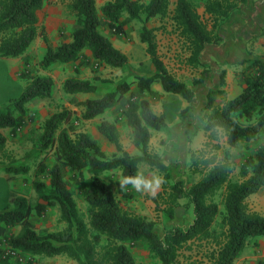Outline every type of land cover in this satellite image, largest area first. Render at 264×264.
Returning a JSON list of instances; mask_svg holds the SVG:
<instances>
[{"label": "trees", "instance_id": "1", "mask_svg": "<svg viewBox=\"0 0 264 264\" xmlns=\"http://www.w3.org/2000/svg\"><path fill=\"white\" fill-rule=\"evenodd\" d=\"M48 1L0 0V58L23 56L41 36L39 12ZM202 1L210 23L203 20L192 0H177L173 13V22L188 44L189 63L193 67L203 66L201 56L208 46L222 44L224 38L219 30L248 2ZM169 7L170 0H110L99 11L96 0H71V10L76 16L72 40L54 46L43 34L46 52L41 68L47 70L55 64L76 62L82 66L92 58L112 69H124L128 65V57L101 32L100 16L105 18L115 34L123 35L130 22L141 20L142 16L146 22L165 18ZM141 40L147 45L155 71L148 76H138L131 83L120 84L102 97L80 102L84 108L82 120L90 121L127 97L124 116L133 130V145L139 154L132 155L123 149L115 123L103 121L98 126L100 136L119 153L109 157L90 134L80 132L72 137L61 131L63 125L71 123V110L63 109L51 114L44 122L40 137V149L52 150L56 157L52 168L42 167L40 170L49 176V192L44 183L35 181L34 187L41 201L36 207H32L26 197L19 196L0 212V237L6 238L12 249L33 257L66 255L77 264H137L130 246L143 242L160 264H186L179 260L182 249L195 242L207 241L214 247L208 252V264H235L252 239L264 238V215L251 211L248 206V199L264 188V146L257 150L255 157L247 158L243 165L246 177L242 181L231 180V162L228 158H218L216 154L223 148L222 139L229 147L237 148L242 143L255 141L264 131V61L243 59L238 62L237 66L241 68L238 72L244 82L243 91L217 106L216 98L226 94L227 72H221L219 87L208 92L207 102L201 109L207 141L199 150L189 149L190 162L186 172L188 176L198 175L199 179L175 181L162 158L150 151L152 133L166 129L165 116L157 115L150 101L140 96L152 94L153 85L159 83L165 93L180 96L190 103L194 91L172 75L160 59L154 29L143 27ZM84 51L89 55L83 54ZM204 79L197 80L195 85L202 84ZM55 85V80L49 75L34 76L19 97L11 99L8 107L0 109V152L7 144L1 130L21 128L27 120V105L51 98ZM131 86H135L138 93L133 92ZM98 89L89 80L73 77L67 78L62 85L63 92L69 95L94 94ZM61 164L71 172L81 174L86 170L90 174V187L84 192L88 221L78 210ZM141 164H147L162 175V192L151 197L156 207L161 209L164 205L162 211L171 219L180 200L186 199L193 207L194 218L190 226L174 227L160 236L155 231L154 221L121 206L111 184L102 174L119 171L122 179L119 193L130 197L126 189L135 185L130 180L124 181L137 178ZM26 171L28 169L15 167L9 170L15 174ZM220 194L221 204L216 199ZM54 206H59L61 220L66 227L46 235L38 234L29 222L33 211L43 214ZM219 216L222 232L215 234L213 226ZM14 226L24 227V232L7 236L6 229ZM2 253L0 250L1 264H12Z\"/></svg>", "mask_w": 264, "mask_h": 264}, {"label": "rangeland", "instance_id": "2", "mask_svg": "<svg viewBox=\"0 0 264 264\" xmlns=\"http://www.w3.org/2000/svg\"><path fill=\"white\" fill-rule=\"evenodd\" d=\"M110 0H96L97 8H101ZM148 2L149 0H143ZM198 8L203 20L209 22L208 16L204 13L202 0H192ZM252 0L241 6L239 10L219 30L224 40L221 45L208 46L201 56L203 66L193 67L189 63L190 52L188 44L183 40L173 22V13L177 0H170L169 13L165 18H158L146 22L145 16L141 20H134L125 27L123 35H117L109 27L105 18L101 15L102 25L100 30L108 36L114 45L121 47V51L128 57V65L124 69H112L99 61L90 58L84 65L79 66L78 62L71 64H55L47 70L41 68V61L46 52V44L43 34L48 36L54 46H58L72 40V33L76 28V16L71 10V0H49L48 4L39 12L40 34L30 49L18 58H0V109L6 108L11 99L17 98L25 90L32 77L37 75H49L55 80V89L49 99L36 100L27 105L28 116L26 122L18 130L9 129L5 132L7 139L6 147L0 152V212L11 204L14 198L26 197L32 207H36L41 201L34 187L35 181L45 184L49 192V176L46 172L40 173L42 167L52 168L56 164V157L52 150L40 149V137L43 133L45 120L54 112L69 109L73 112L71 123L62 126L61 131H66L74 137L77 133L90 134L99 141L104 152L109 156L119 154L116 149L100 136L98 126L103 121L115 123L120 134V141L123 149L130 154L138 150L133 145V130L127 125L124 112L127 108V97L121 100L115 107L109 109L105 114L90 121L82 120L84 108L80 102L91 98L102 97L107 92L115 90L118 85L131 83L138 76H148L155 71L151 57L147 53V45L141 40L143 27L154 29L155 42L160 59L164 62L169 72L177 79L184 82L188 88L194 91L192 102L184 100L180 96L165 93L162 87L153 85L152 94L141 95L150 101L154 112L157 115H164L166 129L160 132L154 131L150 142V151L158 154L165 164L170 168L173 180L196 181L198 175L191 176L186 170L189 165V149L199 150L207 141L206 133L203 130L201 121V109L207 102V94L211 89L219 87V78L223 70L227 72L226 94L216 98V105L222 106L229 99L237 96L244 85L237 66L243 59L262 58L260 43L264 40V26L257 33H242L236 26L232 25L235 20H240L239 15L245 11H259L264 7ZM244 44L247 56L237 53L235 58H228L229 52L235 46ZM264 46V45H263ZM229 51V52H228ZM88 51L83 54L87 55ZM253 56H256L253 58ZM79 78L95 83L99 89L96 93L69 95L62 90L63 82L67 78ZM204 77L202 84L195 85L197 80ZM207 78V79H206ZM132 91L138 93L135 86ZM32 117V119H31ZM195 131V134L192 133ZM223 148L216 152L218 158H228L233 166L231 174L232 181L245 179L243 165L248 157L256 156L257 150L264 146V131L251 143H242L237 148H231L222 139ZM28 169L19 174L9 172L12 168ZM65 180L74 193L78 210L81 216L88 221V205L84 199V192L90 187V174L85 170L81 174L71 172L69 168L61 164ZM23 171V170H22ZM102 176L111 184L121 206L134 214L147 217L156 223L155 231L164 236L165 233L174 227L187 228L191 225L194 215L193 207L186 199L180 200L175 207V216L167 218L162 208H157L151 197L162 192V175L147 164H141L138 177L144 181L152 182L148 187L142 183L139 188L136 186L126 189L130 197H124L119 193V185L122 181L119 171L106 172ZM262 191V190H261ZM264 194V190L262 191ZM221 204V194L216 197ZM262 204L264 209V195ZM258 204L257 201L252 203ZM249 206V203H248ZM250 208V207H249ZM221 209L223 206L221 205ZM252 211L253 208H250ZM221 217L213 226L215 234L222 232L220 226ZM32 228L40 235H46L61 231L66 224L61 220L59 206L49 207L46 212L39 214L33 211L30 220ZM24 227L14 226L7 228L5 234L21 235ZM263 238V237H261ZM264 239V238H263ZM252 242V241H251ZM105 243V242H103ZM257 246L260 243H255ZM214 248L211 242H195L182 249L179 260L186 264H208L207 256L210 249ZM7 239L0 237V250L3 255L11 251ZM137 264H160L159 260L150 254L143 242L130 246ZM257 259L254 264H264V249L254 252ZM12 264H77L66 255L53 258L33 257L18 252L17 255L7 257ZM0 260V264H1Z\"/></svg>", "mask_w": 264, "mask_h": 264}, {"label": "crops", "instance_id": "3", "mask_svg": "<svg viewBox=\"0 0 264 264\" xmlns=\"http://www.w3.org/2000/svg\"><path fill=\"white\" fill-rule=\"evenodd\" d=\"M251 1L252 0H248L247 3L251 2ZM259 3L261 5H263L264 0L258 2L257 5H259ZM240 14H241V15H239V19L240 20H238V21L237 20L236 21L234 20L232 22V25L233 26H236V24L241 21V23L238 25V28L237 29H240V31L242 33H251V32L252 33H257L264 26V7L261 8L259 11H255V10L254 11H245V12H241ZM263 45H264V40L260 43V46H261L260 53H261V55L264 54V46ZM115 46L118 49L121 50V47H119L118 45H115ZM237 53H240L244 57H246L247 56L246 46L244 44H239L238 46L233 47L231 49V52H229L228 58L229 59L235 58V56H236ZM86 54L89 55V53H86ZM254 57H256V56H253V58ZM257 59H261L262 61H264V56L262 58L260 57V58H257ZM64 65H67V64H64ZM154 85H157V86L162 87L161 84H159V83H156ZM243 88H244V85L242 87L241 92L243 91ZM88 95H91V94H88ZM9 129L10 128L3 129V130H1V133L5 136V132L8 131ZM192 133L195 134V131L194 132L192 131ZM138 154L139 153H137V151L135 150L132 155H138ZM263 190H264V188L262 189V191ZM262 191H260L257 194L252 195L248 199V203H249V207L250 208H253V210H252L253 212H258V213L264 215V209L259 206V204H262V201L261 200H262L263 195H264L262 193ZM254 201H257L258 202V204H256V206H253L252 204H250V203H252ZM255 243H260V245L257 246ZM259 249H264V239L261 238V237L252 239V242H250V244L248 245V247L246 248V250L242 253V255L239 257V259L236 261L235 264H254L253 260L257 259V256H254V252L257 251V250H259Z\"/></svg>", "mask_w": 264, "mask_h": 264}, {"label": "clouds", "instance_id": "4", "mask_svg": "<svg viewBox=\"0 0 264 264\" xmlns=\"http://www.w3.org/2000/svg\"><path fill=\"white\" fill-rule=\"evenodd\" d=\"M129 180L131 181V183H133L137 188H139V185L144 183L146 184L148 187H151L152 186V182H148V181H144L142 178L140 177H137L135 179H132V178H126L125 179V183L129 182Z\"/></svg>", "mask_w": 264, "mask_h": 264}, {"label": "built area", "instance_id": "5", "mask_svg": "<svg viewBox=\"0 0 264 264\" xmlns=\"http://www.w3.org/2000/svg\"><path fill=\"white\" fill-rule=\"evenodd\" d=\"M17 254H18V252H17L16 250L11 249V251H10V255H11V256H15V255H17ZM10 255H9V253H7V254H5L3 257H4V258H7V257H10Z\"/></svg>", "mask_w": 264, "mask_h": 264}]
</instances>
